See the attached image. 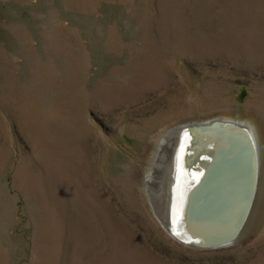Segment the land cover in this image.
Listing matches in <instances>:
<instances>
[{
	"label": "rangeland",
	"instance_id": "1",
	"mask_svg": "<svg viewBox=\"0 0 264 264\" xmlns=\"http://www.w3.org/2000/svg\"><path fill=\"white\" fill-rule=\"evenodd\" d=\"M214 113L264 127V0H0V264H264L261 178L226 249L155 217L152 142Z\"/></svg>",
	"mask_w": 264,
	"mask_h": 264
},
{
	"label": "water",
	"instance_id": "2",
	"mask_svg": "<svg viewBox=\"0 0 264 264\" xmlns=\"http://www.w3.org/2000/svg\"><path fill=\"white\" fill-rule=\"evenodd\" d=\"M176 130L178 128L175 127L169 129L167 139L170 138L169 134L171 133H176L178 137L193 132L210 135L205 136V143L203 142L206 145L207 154L202 161L211 162L205 163L200 168L203 170L201 178L206 179L201 186L205 194L201 197L199 211L196 207L199 217L195 214L196 212L192 213L194 217L198 218H193L190 221L182 213L184 220L190 224L189 231L193 233L185 232L187 229H182L181 233L178 232L174 225L176 212L174 213L173 209L171 212V208L159 210L156 199L152 198L155 217L157 219V213L159 215L157 221L173 240L182 242L190 248L195 250L226 249L232 246L241 235L258 192L260 168L257 162V147L252 133L245 124L221 120L215 123L190 121L182 127V130L177 132ZM227 133L233 136L239 135V137H231ZM173 137L171 136V138ZM181 148L184 152H189L190 149L184 145ZM170 150L172 147H169V152ZM165 168L168 169V161ZM164 176L163 174L152 184L158 185ZM185 195H188L187 191L182 198ZM203 233H205L204 237L207 236L208 239L201 236Z\"/></svg>",
	"mask_w": 264,
	"mask_h": 264
},
{
	"label": "bare ground",
	"instance_id": "3",
	"mask_svg": "<svg viewBox=\"0 0 264 264\" xmlns=\"http://www.w3.org/2000/svg\"><path fill=\"white\" fill-rule=\"evenodd\" d=\"M227 115L229 114L214 113L213 115L211 114L209 117L207 116L206 119L204 118L203 121L215 123L221 120L247 125V127L252 133V138L257 147V162L260 168V178L264 180V127L262 128L260 126V122H253L251 119H247L245 117H234ZM193 122L197 123L196 121ZM171 128H173V126L168 127L166 130H163L160 135H156L155 140L152 142V153L147 158V160L149 161L147 163V170H149L147 172L148 182L146 185H149V183L152 184V182L159 178V176L156 175H158L160 167H158L157 165H150L151 163H155L156 161H158L160 156H163L164 148H167L169 145V147H172V150H170V152L167 150V153H165V157H168L169 171L160 180L161 183L167 184V186H169L172 192L170 198L168 199L165 205V208H168V210L171 208V212L172 209L174 213L176 212L174 225L176 226L178 232L181 233L182 229H187L188 231L186 230L185 232L193 233L189 231L190 229H188L190 227V224H188L187 220L192 221L193 218L199 217V212H196V207L199 211V207L201 206V197H203V194H205V192L202 191L201 186L206 180L205 178H201V173L203 172V170L200 168H202L205 163L208 164L209 162H211L202 161L207 154V150L205 149L206 145L204 144L205 136L210 135L204 134L203 132H193L192 134L181 135L177 139L170 141V138L167 139V135L169 133L168 130ZM177 131L178 130H176V132ZM227 135L235 138L239 137V135L233 136L229 133H227ZM160 139L163 140V142ZM183 145L187 148L190 147L189 152H184L182 150L181 147ZM262 190L263 189H260L258 191V196L256 195V205L257 202H259V193L261 194ZM186 191L188 195H185L184 198H182V196L186 194ZM193 208L194 211H192ZM193 212H196L195 214L198 217H194L192 215ZM182 213H184V216L187 218V220H184ZM156 216L159 217L157 213ZM171 216L173 218L172 213ZM200 222L202 223V220ZM204 235L205 233H203V235L201 236L204 237ZM204 238L208 239L207 236H205ZM204 241L207 242V240Z\"/></svg>",
	"mask_w": 264,
	"mask_h": 264
}]
</instances>
